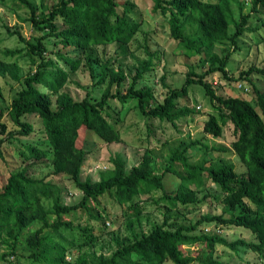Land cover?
<instances>
[{"label": "trees", "instance_id": "trees-1", "mask_svg": "<svg viewBox=\"0 0 264 264\" xmlns=\"http://www.w3.org/2000/svg\"><path fill=\"white\" fill-rule=\"evenodd\" d=\"M249 2V10L244 12L241 0H152V11L166 19L171 38L177 41L187 58L200 55L205 49L209 51L208 57L200 59L201 66L206 68L197 72L189 66L180 87H170L162 76L161 83L167 92L161 102L152 103V89L139 85L153 66L154 55L147 45L143 46L146 55L143 59L134 56L135 49L122 51V54L129 53L136 62L128 73L115 64L114 57L94 54L100 45L129 46L134 40L142 23L141 12L134 2L55 0L45 5L41 0L39 8L31 0H0L3 7L10 3L24 7L28 17L21 19L29 21L32 29L38 32L25 38L15 31L23 46L3 51L13 56L25 54L33 69L20 76L15 62L0 60V76L9 74L19 84L7 109L13 129L7 130L1 121L0 108V146L6 141L20 142V137L35 132L33 123L25 119L34 114L40 120L37 131L42 141L21 143L19 155L25 162L46 158L52 168L46 176L36 178L27 173L26 165L11 171L2 184L0 264H14L10 256L15 257L17 264H164L167 261L172 264H229L214 256L219 244L236 254L248 249L257 256L258 264H264V87H259L251 78L252 74H264V68L249 66L238 75V79L252 85L253 99L217 95L206 79L217 72L233 80L226 68L230 50L218 55L212 48L215 43L229 42L232 50L239 49L237 39L247 30L248 21L264 10V0ZM55 47L58 49L53 50ZM80 66L86 68L94 80L93 88L104 86L99 96L86 89L81 99L74 100L62 90L70 72ZM192 84L204 88L216 111L204 121L203 132L220 137L223 126L230 122L236 133L231 151L240 160L243 172H237L227 158H202L191 162L190 149H227L209 147L199 139L181 138L172 145L163 141L158 148L160 152L147 146L129 170L122 156L111 155L108 170L100 172L97 180L82 179L86 149L78 144L81 129L93 132L104 143L119 141L118 125L133 107L142 116L168 121L176 127L175 120L193 112L177 105L179 99L187 96ZM158 155L161 164L156 159ZM169 174L179 181L171 191L164 185V178ZM62 175H67L81 194L77 202H63L62 189L53 180ZM206 181L220 191L215 200L221 205V212L205 213L194 221L186 220L179 207L187 209L200 203L197 194ZM155 191L159 192L154 201L161 208V222L154 223L147 232L133 231L132 240L115 235L116 247L109 255L88 251L71 263L65 259L67 250L74 244L79 248L93 247L97 241L89 223L78 225V233H74L73 221L69 219L72 214L83 211L88 221L93 219L104 224L108 212L101 205V198L106 196L122 209L127 228L133 230L134 221L141 223V203ZM143 196L145 198L141 199ZM100 205V210L93 211ZM206 223L242 227L253 239L230 241L221 233L200 228ZM186 246H194L196 250L185 251Z\"/></svg>", "mask_w": 264, "mask_h": 264}, {"label": "rangeland", "instance_id": "rangeland-1", "mask_svg": "<svg viewBox=\"0 0 264 264\" xmlns=\"http://www.w3.org/2000/svg\"><path fill=\"white\" fill-rule=\"evenodd\" d=\"M31 1L40 8L41 0ZM54 1L43 0L45 5H50ZM131 1L136 4L142 17L140 30L134 40L129 46H121L118 43L100 45L94 51V54L98 56L105 54V57H114L115 64L121 65L124 71L128 73L134 68L136 62L129 53L122 54V51L128 52L135 49L133 51L134 56L138 59H143L146 56L143 46L147 45L149 51L154 55L152 60L153 66L145 74L144 79L139 82V85H147L152 89L154 94L152 103L161 102L167 92V89L161 83L162 76H164V82L170 87H180L185 80L189 66H193L197 72L206 68L201 66L203 62L200 59L208 57L209 51L205 49L200 55H193L187 58L181 47L178 46L177 41L171 38L166 19L162 15L152 11V0ZM241 1L243 3V11L248 12L249 0ZM27 17L28 11L24 7H19L14 3H10L8 7L0 5V60L9 63L15 62L20 76L25 75L33 69L30 59L25 54L13 56L6 55L3 51L5 49H17L23 46V43L18 40V35L15 31L19 32L25 38H31L32 35L38 34V32L32 29L29 21L21 19ZM58 22L60 23L59 20ZM246 27L247 30L237 39L238 50H232V45L229 42L215 43L213 45L212 50L218 55H224L229 50L231 52L230 60L226 68L228 74L233 77V80L229 81L221 77L217 72L206 77L217 95L224 97L239 96L246 99L254 98L252 85L247 80L238 79V75L240 72L247 70L249 66L254 65L258 68H264V10L257 14L256 17H252ZM232 30L233 28L231 27L230 32ZM52 49L57 50L58 47ZM251 78L259 87H264V74H252ZM93 82L94 80H92L88 70L80 66L75 72H70L62 90L68 92L74 100L81 99L85 95L86 89L89 91L92 90V94L97 97L101 94L104 86H96L93 88ZM238 83H242L247 90L237 88L236 85ZM18 88V81L11 75L6 74L5 76H0L1 121L5 123L7 130H11L14 127L7 115V109L11 97ZM177 105L178 107H188L193 112L175 120L176 127L172 126L168 121H160L157 118L142 116L133 107L124 114L122 122L118 125L120 132L119 141L104 143L93 132L81 129L78 144L81 146L84 145L86 149V160L82 179L90 178L97 180L100 172L108 170L109 157L111 155L119 154L122 156L125 159V167L129 170L133 164L139 161L147 146H151L157 152H160L158 148L161 147L163 141L167 140L169 141L168 144L172 145L181 138L199 139L209 147L227 149V151H211L210 149L205 151L203 147L190 149L189 156L191 162L199 161L202 158H206V160L219 157L227 158L235 165L237 172H243L244 167L240 163L237 155L231 151L232 142L236 138L232 124L227 122L223 126L220 137L205 134L202 130L203 123L208 118V115L211 113L216 114L204 88L199 84L190 85L187 96L179 99ZM198 105L201 107L197 108ZM25 119L33 123L36 129L35 132L26 137H20V142L16 140L6 141L0 146V188L11 171L19 170L26 165H28L27 173L36 178L44 177L52 171L51 162L46 158L25 162L19 155V150L23 147L21 143H36L42 141V136L37 131L40 128L38 116L30 114ZM147 140H149V143ZM160 158V155H158L156 159L161 164ZM53 180L62 189L64 203L72 204L80 199L81 194L72 185L67 175L53 177ZM164 181V185L168 191L176 189L179 182L177 177L171 174L166 175ZM219 192L217 186L206 181L202 191L197 194L201 199L200 203L187 209L186 207H179L185 213L186 220L194 221L205 213L219 214L222 208L215 200ZM158 196L159 192L155 191L141 203L143 209L140 216L141 223L139 225L134 221L132 224L133 230L127 228L122 209L112 199L106 198V196L101 198V205H104L105 210L108 212V217L105 219L104 224L101 221L97 222L93 219L88 221L89 217L83 211L72 214L69 219L73 221L75 227L74 233H78L76 231L78 225L84 226L89 223V225L91 224L93 226L97 241L93 247L84 246L79 248L74 244L70 250H67L65 259L71 263L78 255L88 251H95L97 254L102 252L105 255H109L116 247L113 241L115 235H119L121 239L127 238L128 240H132L133 231H149L154 223L161 222L162 220L161 208L154 201ZM144 198L145 196L141 199ZM101 205L93 209V211L96 209L100 210ZM200 228L208 232L221 233L230 241L237 238L253 239V236L242 227H221L215 226L213 223H206L202 224ZM186 250L194 252L196 249L194 246H186ZM214 256L229 264H243L246 261L253 264L260 262L257 256L248 249H243L236 254L220 244L216 245ZM10 260L14 264L18 263L15 257L10 256ZM164 264L172 263L167 261ZM191 264L199 263L194 262Z\"/></svg>", "mask_w": 264, "mask_h": 264}, {"label": "built area", "instance_id": "built-area-1", "mask_svg": "<svg viewBox=\"0 0 264 264\" xmlns=\"http://www.w3.org/2000/svg\"><path fill=\"white\" fill-rule=\"evenodd\" d=\"M236 86H237V88H239V89H243V90H245V91L247 90V88H245V87L243 86L242 83H238ZM200 107H201L200 105L197 106V108H200ZM195 108H196V107H195Z\"/></svg>", "mask_w": 264, "mask_h": 264}]
</instances>
